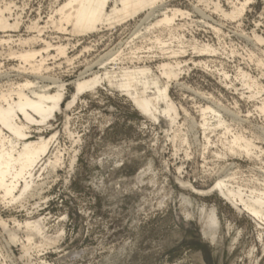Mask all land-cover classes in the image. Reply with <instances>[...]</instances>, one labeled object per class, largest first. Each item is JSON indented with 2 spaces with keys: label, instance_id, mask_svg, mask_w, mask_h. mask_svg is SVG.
<instances>
[{
  "label": "rangeland",
  "instance_id": "1",
  "mask_svg": "<svg viewBox=\"0 0 264 264\" xmlns=\"http://www.w3.org/2000/svg\"><path fill=\"white\" fill-rule=\"evenodd\" d=\"M63 2L0 0V7L9 5L8 21L17 22L0 29L6 39L0 43V89L27 79L52 92L63 85L64 93L61 111L47 126H30L29 140L54 138L32 170L28 195L18 202L0 200V264H264L263 221L209 190L225 177L245 195L264 193V112L258 111L264 103V42L254 39L264 40V0H248L235 18L223 12L244 0H162L84 33L58 29L56 9ZM166 9L183 13L174 16L171 32L153 26ZM33 37L52 46L42 51L39 77H21L16 69L24 62L8 53L27 50L29 44L19 39ZM203 44L212 53L192 49ZM57 47L64 53L58 55ZM165 47L183 53L168 55ZM177 62L178 76L168 79L162 65ZM120 66L144 68L148 79L168 86L177 115L173 124L163 116L147 117L125 91L106 82L66 106L80 77L111 75ZM240 72L258 90L251 92ZM147 93L153 96V88ZM207 106L213 109L207 120L219 116L223 124L201 126L199 108ZM235 134L253 141L251 155L227 149ZM55 153L59 164L40 166ZM212 210L216 227L208 220ZM13 218H42L49 234L61 232L59 241L26 250Z\"/></svg>",
  "mask_w": 264,
  "mask_h": 264
},
{
  "label": "bare ground",
  "instance_id": "2",
  "mask_svg": "<svg viewBox=\"0 0 264 264\" xmlns=\"http://www.w3.org/2000/svg\"><path fill=\"white\" fill-rule=\"evenodd\" d=\"M158 1L162 0H64L58 9H56V13L59 16L56 26L58 29H65V26H70L72 32L84 33L97 29V27L102 28L106 25L120 22L128 17H133L145 9H152ZM247 1L244 0V3L240 4L239 7L236 5L232 6L229 14L224 12L223 14L231 18L237 17L243 11ZM9 9V5L0 7V29L13 28L17 25V22L10 23L5 16V11ZM168 12L172 16H169ZM177 12L180 11L164 10L161 13L162 18L156 20L153 26L163 25L165 30L171 32V22ZM180 13L183 14L182 12ZM36 23L32 27L40 29ZM254 39L258 42H264L257 35H254ZM19 40L21 45L29 44L30 46L28 45L27 50H22L19 53L12 51L8 53L10 57H14V54H16L18 59L24 62L23 66L16 69L19 72L17 75H34L37 77L43 68L42 51H46L52 45L45 40L41 41V39H37V37L25 41ZM156 40H160V36H157ZM2 41L6 43V39L0 38V43ZM39 41L40 43L42 42L40 48L38 47ZM192 49L197 53L205 52L207 54L213 51L209 44L194 45ZM165 51H167L166 54L168 55L183 53L182 51L173 50L170 47H165ZM56 52L58 55L63 54L64 49L57 47ZM37 57H41V59L36 60ZM178 65L179 62L175 65H162V74L168 79L176 78L179 74ZM238 74L243 81L247 82L246 85H248L250 91L251 89L258 90L256 83H252L251 85L248 83L249 79L247 74L244 72ZM103 75L101 77V75L93 72L76 80L72 100L66 106L69 107L81 92L86 89H92L102 82H106L110 86L116 85L119 89L125 91L131 97L137 109L147 117L157 120L160 116H163L169 118L171 124L176 121V108L168 98V86L166 85L160 88L157 80L147 78L144 68L133 67L129 69L128 67L120 66L114 74L109 75L105 71ZM223 76L227 77L228 75L227 73H223ZM138 81L142 84L141 88L138 87ZM62 86H55L56 89L52 92L44 85L38 86L30 80L25 79L22 84H17L16 87L10 84L9 88L5 90L0 89V200L3 203L18 202L28 195L33 185L32 170L43 159L42 157L46 156L50 142L54 138V135L48 139L39 136L36 140H29L30 126L32 124L47 126L49 120L51 118L53 119L56 112L61 111V102L64 97ZM150 88H153V96H149L147 93V90ZM199 109L202 117L201 126L203 128L224 123L219 116H216V119L212 123L207 120L206 114L213 112L210 106ZM258 111L260 113L264 112L263 102L258 107ZM226 145L231 153L247 156L251 155L255 149L252 140L239 134L232 136V140L226 143ZM74 158L71 159V163L74 162ZM59 162L60 158L55 153L48 156L40 166H44V168L48 166L54 167ZM227 177L230 178L229 176ZM229 180L225 179V177H219L213 186L211 188L209 187V190L217 191L232 205L237 208L238 206L242 207L254 219L263 221L264 223V193L250 191V194L253 195H245L239 186L231 185L229 183L231 180ZM32 192H35V189H32ZM200 193L205 192L202 190ZM42 218L27 219L23 223H20L15 218L12 219L18 230H22L24 234L25 242L22 245L24 249L39 251L43 248L54 246L59 241L61 232L49 234ZM208 220L212 226L216 227L217 218L213 210ZM9 237L12 241L15 240L16 231L9 232Z\"/></svg>",
  "mask_w": 264,
  "mask_h": 264
}]
</instances>
